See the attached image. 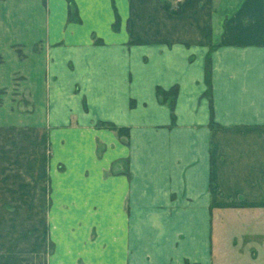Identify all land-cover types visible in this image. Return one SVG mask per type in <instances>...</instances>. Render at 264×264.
<instances>
[{"label":"crops","instance_id":"0c3cea01","mask_svg":"<svg viewBox=\"0 0 264 264\" xmlns=\"http://www.w3.org/2000/svg\"><path fill=\"white\" fill-rule=\"evenodd\" d=\"M70 6L0 0V121L53 147L67 212L44 260L0 199V264H264V0Z\"/></svg>","mask_w":264,"mask_h":264},{"label":"rangeland","instance_id":"374dc122","mask_svg":"<svg viewBox=\"0 0 264 264\" xmlns=\"http://www.w3.org/2000/svg\"><path fill=\"white\" fill-rule=\"evenodd\" d=\"M15 104L16 102H13V105ZM18 110L23 112L26 108L22 105ZM11 117L8 104H5L4 115L0 121V191L4 195L0 199L4 205L3 220L5 226L10 222L21 236L27 231V223L35 221L36 257L46 260L45 257H49V254L54 256V245L50 244V229L47 228L49 221L60 222L67 215L63 208L65 204L59 197L61 189L65 186L60 177L65 172V166L60 162H53V147L45 140L39 142L41 136L39 133L29 132L26 126L13 122ZM51 204L53 211L48 213ZM54 231L51 236L60 237V233ZM76 231L80 230L74 226L72 230L68 229V232ZM78 235L86 237L89 241L102 237L98 236L94 228L82 230ZM102 238L106 240V237ZM41 247L46 248L47 254L41 253ZM103 247L106 248V244ZM37 263L41 264V261ZM61 264H107V262L79 258L68 259Z\"/></svg>","mask_w":264,"mask_h":264},{"label":"trees","instance_id":"16d2710c","mask_svg":"<svg viewBox=\"0 0 264 264\" xmlns=\"http://www.w3.org/2000/svg\"><path fill=\"white\" fill-rule=\"evenodd\" d=\"M69 6V10H68V16L69 19L73 18L74 15H76L74 12H72L70 3L72 2V0H66ZM0 61H1V57H0ZM204 71H205V83H206V90L204 92V95H207L208 97H210L211 94V84H210V60L207 57V59L205 60V66H204ZM156 93L159 96V98H161L163 101H168L169 105L171 106V110L173 109V103H174V97L176 94V87L173 86L171 89L165 91L159 87L156 88ZM209 102H210V107H211V113H210V123L213 124V111H212V103H211V99L209 98ZM171 117L173 119V113L171 112ZM100 125L106 126L108 128L114 129L117 131V133L119 135H127L128 131L126 128H119L116 127L115 125H113L112 123H99Z\"/></svg>","mask_w":264,"mask_h":264}]
</instances>
